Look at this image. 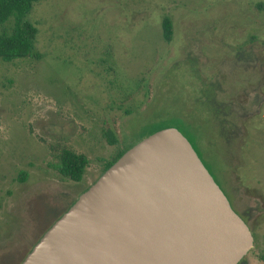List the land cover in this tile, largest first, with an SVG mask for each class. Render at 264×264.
<instances>
[{
    "label": "rangeland",
    "instance_id": "obj_1",
    "mask_svg": "<svg viewBox=\"0 0 264 264\" xmlns=\"http://www.w3.org/2000/svg\"><path fill=\"white\" fill-rule=\"evenodd\" d=\"M29 19L39 57L0 60V264L158 127L193 142L250 227L240 264H264V0H45ZM63 147L90 160L79 183L55 168Z\"/></svg>",
    "mask_w": 264,
    "mask_h": 264
},
{
    "label": "water",
    "instance_id": "obj_2",
    "mask_svg": "<svg viewBox=\"0 0 264 264\" xmlns=\"http://www.w3.org/2000/svg\"><path fill=\"white\" fill-rule=\"evenodd\" d=\"M248 224L177 128L129 149L22 264H240Z\"/></svg>",
    "mask_w": 264,
    "mask_h": 264
},
{
    "label": "trees",
    "instance_id": "obj_3",
    "mask_svg": "<svg viewBox=\"0 0 264 264\" xmlns=\"http://www.w3.org/2000/svg\"><path fill=\"white\" fill-rule=\"evenodd\" d=\"M43 1L45 0H0V25L3 26L2 32L0 33V60L5 63H11L15 60L39 57V53L36 50V41L38 38L39 30L37 26L33 22H31V20L29 19V15L31 14L34 6ZM259 7L261 8L262 5H260ZM162 36L164 41L167 43L172 42L174 37L173 20L168 16H165L162 21ZM167 128L172 127L154 128L149 131V134L145 138ZM188 140L196 150L193 142L190 139ZM109 141L112 145L117 144V138L113 134H111ZM132 147L133 146L127 148V146H125V148L120 149L111 160L103 165L97 179L84 191H82L80 195L86 192L114 163H116ZM196 152L202 160L199 152L197 150ZM89 165L90 160L86 155L79 154L70 148L63 147L60 151L59 163L55 166V168L63 179L79 183L83 180ZM204 165L209 170L205 163ZM209 172L213 176L210 170ZM26 178V173H23L21 181H24ZM215 181L218 184L216 179ZM226 196L228 197V199H230L228 195ZM71 206L70 204L67 205L64 211L59 215V217L63 216V214L66 213L71 208ZM261 261L264 262V254L261 256Z\"/></svg>",
    "mask_w": 264,
    "mask_h": 264
},
{
    "label": "flooded vegetation",
    "instance_id": "obj_4",
    "mask_svg": "<svg viewBox=\"0 0 264 264\" xmlns=\"http://www.w3.org/2000/svg\"><path fill=\"white\" fill-rule=\"evenodd\" d=\"M81 194V193H80ZM79 196L80 195H78V197L74 200V201H72L71 202V204H70V206L71 205H73L74 204V202L79 198ZM230 200V199H229ZM230 203H231V205H232V207H233V209H234V205H233V203H232V201H230ZM235 210V209H234ZM236 211V210H235ZM237 212V211H236ZM59 217V216H58ZM56 218L50 225H49V227L47 228V229H45L43 232H42V234H40L41 236L40 237H38V239L36 240V243L33 245V247L29 250V252L24 256V258L22 259V260H20L21 262H19V264H22L23 262H24V260L26 259V257L28 256V254L32 251V249L34 248V246L40 241V239L44 236V234L54 225V223L61 217H59V218ZM244 220V219H243ZM245 221V220H244ZM246 222V221H245Z\"/></svg>",
    "mask_w": 264,
    "mask_h": 264
}]
</instances>
